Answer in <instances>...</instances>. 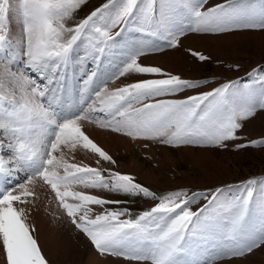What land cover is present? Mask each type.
<instances>
[{
	"label": "snow or ice",
	"instance_id": "6c2138e0",
	"mask_svg": "<svg viewBox=\"0 0 264 264\" xmlns=\"http://www.w3.org/2000/svg\"><path fill=\"white\" fill-rule=\"evenodd\" d=\"M86 3L0 0V54L11 53L0 61L2 264H49L29 222L38 188L50 194L53 214L66 216L100 256L126 264H216L264 251V181L249 180L227 200L220 190L210 196L183 190L158 195L132 175L106 167L117 161L84 127L173 148L230 147L227 142L239 139L242 122L264 110V78L257 71L252 76L259 90L232 82L176 99L171 97L202 85L146 66L140 58L180 48L190 33L264 30V0H223L207 8V0H106L70 24ZM13 24L21 29L24 71L11 66L17 59ZM126 28L140 38L121 52L116 70L102 77V64L115 54L116 38ZM191 55L209 59L195 51ZM133 75L148 78L109 87ZM73 87L78 101L65 103ZM248 146L264 147V141L237 147ZM78 149L93 154L95 166L77 162ZM105 194L157 203L133 215L127 208L107 207L132 201ZM200 199L207 203L193 211Z\"/></svg>",
	"mask_w": 264,
	"mask_h": 264
},
{
	"label": "rangeland",
	"instance_id": "374dc122",
	"mask_svg": "<svg viewBox=\"0 0 264 264\" xmlns=\"http://www.w3.org/2000/svg\"><path fill=\"white\" fill-rule=\"evenodd\" d=\"M106 0H87L69 23L78 22L92 11L103 5ZM223 0H207L205 8L222 3ZM119 31V29H117ZM21 29L18 24L12 25V38L15 41L13 50L17 59L12 63L14 70L24 71L25 66L19 59V41ZM140 36L132 28H126L116 39L118 41L115 54L105 60L100 69L102 77H107L116 70L120 62V54L130 45L136 43ZM164 46L163 41H157ZM199 52L209 57L206 61H199L191 53ZM78 49L75 55H79ZM11 53L0 54V61ZM140 62L146 66L161 68L164 72L179 75L182 79L198 82L199 89H189L179 93L176 99H185L190 95H198L204 91H211L224 83H238L242 88L245 85L259 90L260 84L254 80L253 71L264 78V30H238L220 35H201L190 33L182 39L181 47L177 49L166 48L164 51L154 52L142 56ZM78 72V62L76 64ZM35 77V73H33ZM148 77L133 75L122 77L110 88L123 86L125 83ZM72 82L71 80L69 81ZM78 101L76 89L73 87L65 96V103L75 104ZM243 127L238 132L239 139L227 142V148H199L163 146L151 141H132L130 138L107 130L99 129L95 125L84 124L89 136L107 151L117 165H105L115 170L132 175L136 182L148 187L158 195L173 191H186L212 195L221 191V199H231L237 194V189L249 180L264 181V147L238 148L241 143L250 145L253 141H264V110H258L250 119L243 121ZM147 145V146H145ZM77 162L88 163L95 166L93 154L78 149L75 153ZM41 193L35 208L31 210L29 222L34 224L36 237L49 264H88L87 259L92 258L90 264H126L116 258L100 256L82 233L71 224L66 216L53 213L54 205L49 206L50 194L45 189L38 188ZM112 199L132 201L120 205H108L110 208H127L133 215L149 210L157 203L143 197H128L123 194H105ZM207 201L200 199L192 205L193 211L198 210ZM95 207V206H94ZM255 219V214H254ZM61 224L68 228L69 236L64 239L67 247L76 252L73 258L67 261L60 260L53 248L58 250L51 229ZM55 226V227H54ZM47 231V233L45 232ZM52 232V231H51ZM63 235V234H62ZM64 236V235H63ZM59 241V240H58ZM211 248V246H209ZM56 253V254H55ZM80 254V257L77 258ZM94 254V256H93ZM55 255V256H54ZM75 257V258H74ZM75 259V260H74ZM96 262V263H95ZM2 264V261H0ZM216 264H264V251L256 250L243 258L233 260H217Z\"/></svg>",
	"mask_w": 264,
	"mask_h": 264
},
{
	"label": "bare ground",
	"instance_id": "6f19581e",
	"mask_svg": "<svg viewBox=\"0 0 264 264\" xmlns=\"http://www.w3.org/2000/svg\"><path fill=\"white\" fill-rule=\"evenodd\" d=\"M50 226L49 225L46 226L47 228L50 229V233H48V234H50V235L52 234L54 236V239H55L56 243H59V244H55V246L58 248L57 251H56V249L53 248V251L57 253V257L60 260H63V261H67L69 258H73V256H74L73 253L76 254V252L74 250L70 249L69 247H67L66 246L67 243L64 240L65 238L66 239H69V238H67L69 236V234H68V228H65L61 224L57 225L56 227L54 226L55 228H53V229H51ZM45 232L47 233V231H45ZM93 256H94V254H93ZM79 257H80V254H79V256L77 258H79ZM92 261H93L92 258L87 259L88 264L92 263Z\"/></svg>",
	"mask_w": 264,
	"mask_h": 264
}]
</instances>
